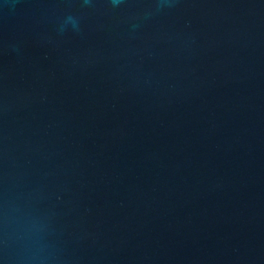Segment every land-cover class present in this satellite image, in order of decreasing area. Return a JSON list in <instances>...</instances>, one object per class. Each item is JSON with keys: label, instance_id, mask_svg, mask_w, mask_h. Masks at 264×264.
<instances>
[{"label": "water", "instance_id": "water-1", "mask_svg": "<svg viewBox=\"0 0 264 264\" xmlns=\"http://www.w3.org/2000/svg\"><path fill=\"white\" fill-rule=\"evenodd\" d=\"M0 264H264V0H0Z\"/></svg>", "mask_w": 264, "mask_h": 264}]
</instances>
